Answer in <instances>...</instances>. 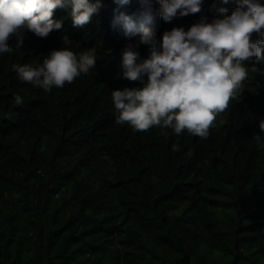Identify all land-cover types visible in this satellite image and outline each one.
<instances>
[{"label":"trees","instance_id":"trees-1","mask_svg":"<svg viewBox=\"0 0 264 264\" xmlns=\"http://www.w3.org/2000/svg\"><path fill=\"white\" fill-rule=\"evenodd\" d=\"M101 2L84 27L57 9L62 29L25 30L22 47L0 54V264H264V148L252 139L264 120V53L245 62L248 78L207 139L134 132L115 124L111 92L143 86L119 78L121 51L139 35L112 22L123 13L138 27L145 4ZM235 7L203 0L200 13L166 23L151 0L148 26L159 42ZM63 36L74 51L95 50L92 71L48 93L17 80L13 64L71 47Z\"/></svg>","mask_w":264,"mask_h":264},{"label":"clouds","instance_id":"clouds-1","mask_svg":"<svg viewBox=\"0 0 264 264\" xmlns=\"http://www.w3.org/2000/svg\"><path fill=\"white\" fill-rule=\"evenodd\" d=\"M125 5L129 0H114ZM140 13L139 26L121 13L113 27L122 25L126 35H136V43L127 44L121 51L119 78L142 82L143 86L113 90L111 100L115 124L128 125L134 132L147 133L160 129V134L179 136L187 132L207 139L219 114L227 111L249 72L245 62L259 60L264 53V4L259 0H236V7L220 8L219 17L211 23L202 17L198 23L165 31L159 42L148 26L152 23L151 0ZM229 3V0H222ZM161 19L170 23L174 18L202 11L203 0H158ZM102 7L101 0H0V54H12L23 45L25 30L38 38H47L54 30L62 29V20L54 18L57 9L70 15L72 25L81 28L89 24ZM257 38L253 39V35ZM15 39V48L9 41ZM64 47L51 50L37 65L13 64L17 80L34 88L51 92L73 83L82 74L95 68L94 49L79 52L78 44L63 36ZM146 45L150 53L141 60L137 51ZM253 71H257L252 67ZM146 77V80L144 79ZM14 103L23 106L20 95ZM260 134L253 140L264 148V120L259 121ZM172 151H179L176 144Z\"/></svg>","mask_w":264,"mask_h":264},{"label":"rangeland","instance_id":"rangeland-1","mask_svg":"<svg viewBox=\"0 0 264 264\" xmlns=\"http://www.w3.org/2000/svg\"><path fill=\"white\" fill-rule=\"evenodd\" d=\"M258 81H259V84L261 85V86H264V84H262V80H260V79H257Z\"/></svg>","mask_w":264,"mask_h":264}]
</instances>
